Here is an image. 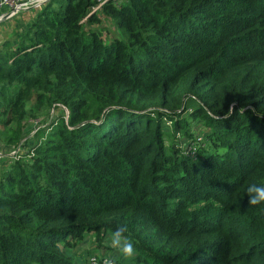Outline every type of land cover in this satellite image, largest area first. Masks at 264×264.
I'll return each mask as SVG.
<instances>
[{
    "label": "trees",
    "instance_id": "trees-1",
    "mask_svg": "<svg viewBox=\"0 0 264 264\" xmlns=\"http://www.w3.org/2000/svg\"><path fill=\"white\" fill-rule=\"evenodd\" d=\"M96 4L0 44V143L30 146L0 158V264H80L122 225L136 264H264V0Z\"/></svg>",
    "mask_w": 264,
    "mask_h": 264
},
{
    "label": "rangeland",
    "instance_id": "rangeland-1",
    "mask_svg": "<svg viewBox=\"0 0 264 264\" xmlns=\"http://www.w3.org/2000/svg\"><path fill=\"white\" fill-rule=\"evenodd\" d=\"M126 0H121V2H125ZM33 16L31 14V11H20L16 16H14L12 19L8 20L7 23L5 24H0V44H11L14 43V39L18 37L23 32V28L26 26V24L32 20ZM94 28L102 29L103 34L105 35V38L107 40H110L113 36L116 34V26L115 23L109 19L103 17L102 23L101 24H96ZM187 83L188 79L183 78L177 88L176 91L174 92L175 96H181L184 99V105H187L189 101L186 99V97L182 96L184 91L187 89ZM150 110L152 111L156 106L155 105H150L148 106ZM46 121L43 122V126H46L48 122H50L51 115L49 116H44L42 118H46ZM30 121L27 122L28 127ZM38 122H42L41 120H38ZM27 127V129H28ZM40 127V128H41ZM31 133L27 136L29 137ZM26 137V138H27ZM11 159H7L6 161L2 162L4 166L9 164ZM84 242L79 243L78 246L74 249H72V254L79 260V263L81 264L84 259L87 257L88 253L87 252H92V254H102V253H109L110 256H112V262L113 264H136L135 262H132L131 258H123L121 254L114 248H112L109 245V238H105L102 241V245L97 241L96 236L94 233L88 234L85 239L83 240ZM87 254V255H86ZM85 263V262H84ZM82 263V264H84Z\"/></svg>",
    "mask_w": 264,
    "mask_h": 264
},
{
    "label": "built area",
    "instance_id": "built-area-1",
    "mask_svg": "<svg viewBox=\"0 0 264 264\" xmlns=\"http://www.w3.org/2000/svg\"><path fill=\"white\" fill-rule=\"evenodd\" d=\"M48 0H0V21L16 16L20 11L26 10L33 5H41ZM110 0H97V4L93 7V12H96L102 8V6ZM116 2H121V0H114ZM4 7H10L9 13H3ZM36 124L34 130L32 131V136L43 124L38 121L33 122ZM30 146L25 145L24 141L18 146H13L11 148L4 147L0 143V158L5 156L16 159L21 156L22 153H26L30 150ZM112 261V256L109 253L93 254L91 255L84 264H107V261Z\"/></svg>",
    "mask_w": 264,
    "mask_h": 264
},
{
    "label": "clouds",
    "instance_id": "clouds-1",
    "mask_svg": "<svg viewBox=\"0 0 264 264\" xmlns=\"http://www.w3.org/2000/svg\"><path fill=\"white\" fill-rule=\"evenodd\" d=\"M246 193L250 206L264 204V185L252 183L247 187ZM127 231V226L122 225L112 231L109 237V245L116 249L121 256L126 259L136 254L134 243L126 235ZM107 264H113V262L108 260Z\"/></svg>",
    "mask_w": 264,
    "mask_h": 264
},
{
    "label": "crops",
    "instance_id": "crops-1",
    "mask_svg": "<svg viewBox=\"0 0 264 264\" xmlns=\"http://www.w3.org/2000/svg\"><path fill=\"white\" fill-rule=\"evenodd\" d=\"M41 7H42V4L41 5H33V6H31L30 8H28V9H26V10H24V11H31V14H32V16H33V18L32 19H34L35 18V16L37 15V13L39 12V10L41 9ZM10 7H4L3 8V13H9L10 12ZM13 17H11V18H8V19H5V20H2V21H0V24H5V23H7L8 22V20H10V19H12ZM32 20H30L29 22H31ZM28 22V23H29ZM27 23V24H28ZM27 24H26V26H27ZM35 126H36V124H31V133H32V131L34 130V128H35Z\"/></svg>",
    "mask_w": 264,
    "mask_h": 264
}]
</instances>
